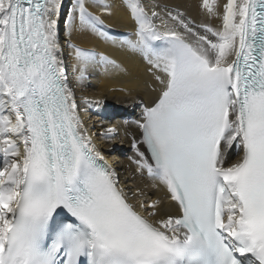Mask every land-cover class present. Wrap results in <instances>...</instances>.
Wrapping results in <instances>:
<instances>
[{"label":"snow or ice","instance_id":"6c2138e0","mask_svg":"<svg viewBox=\"0 0 264 264\" xmlns=\"http://www.w3.org/2000/svg\"><path fill=\"white\" fill-rule=\"evenodd\" d=\"M67 2L0 0V264H264V0H227L222 29L203 34L181 13L168 15L183 32L162 19L160 30L126 0L138 26L126 43L162 86L136 122L150 160L134 139L132 162L178 208L157 218L153 202L152 222L78 115L60 29L104 35L103 21L89 0L65 20ZM214 5L202 0L210 16ZM70 47L77 82L112 63ZM234 143L242 156L225 166Z\"/></svg>","mask_w":264,"mask_h":264},{"label":"bare ground","instance_id":"6f19581e","mask_svg":"<svg viewBox=\"0 0 264 264\" xmlns=\"http://www.w3.org/2000/svg\"><path fill=\"white\" fill-rule=\"evenodd\" d=\"M226 2L227 0H215L217 14L210 16L202 7V0H141L160 30H163L162 19L170 28L175 26L183 32L168 15L181 13L193 30L202 34L205 26L213 30L222 29ZM74 3L75 0H68L64 10L65 20ZM104 4L109 6L107 10L101 6ZM88 11L103 21L98 27L104 35L76 31L69 36L62 25L59 37L67 75L78 105V115L84 127L92 134L96 147L104 155V162L117 173L118 187L126 194L135 210L152 222V217L148 216L152 209L148 206L159 202L157 218L177 215L178 208L171 201L165 186L152 178H146V171L137 172V166L132 162L137 159L133 148L134 139L138 142L137 148L145 153L136 122L142 120L144 108L157 100L162 87L153 75L155 70L138 51L132 50L126 43L137 39L138 26L126 0H89ZM152 11H156L160 19L152 17ZM70 45L95 52L97 56L103 55L112 63L90 66L85 72V78L77 82L75 75L78 73L74 74L72 71L75 61ZM109 128L117 131L107 134L108 138H105L102 133H106ZM241 156L242 152L237 151L235 143L227 147L225 166L235 163Z\"/></svg>","mask_w":264,"mask_h":264}]
</instances>
